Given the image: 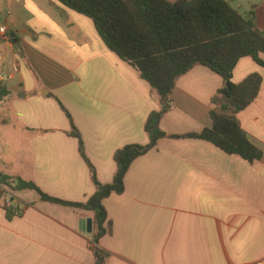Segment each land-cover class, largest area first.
<instances>
[{"label": "crops", "instance_id": "obj_1", "mask_svg": "<svg viewBox=\"0 0 264 264\" xmlns=\"http://www.w3.org/2000/svg\"><path fill=\"white\" fill-rule=\"evenodd\" d=\"M177 2L179 0H167ZM244 16L264 20V0H226ZM0 173L34 183L49 197L85 204L96 188L71 137V116L103 185L113 182L117 151L148 146L149 116L159 97L137 70L111 52L94 23L56 0H0ZM264 61V54L261 55ZM258 74L257 99L237 118L264 153V68L243 58L240 84ZM223 79L204 66L179 78L167 136L200 134L213 125V99ZM0 201V264H97L91 212L42 201L35 191ZM112 232L98 248L106 264H264V157L253 163L194 139H161L137 159L125 192L104 201Z\"/></svg>", "mask_w": 264, "mask_h": 264}, {"label": "trees", "instance_id": "obj_2", "mask_svg": "<svg viewBox=\"0 0 264 264\" xmlns=\"http://www.w3.org/2000/svg\"><path fill=\"white\" fill-rule=\"evenodd\" d=\"M71 11L89 18L107 46L122 61L138 71L151 86L161 110L152 113L146 123L148 146L130 145L116 152L117 171L109 185L101 184L95 168L86 156L81 135L72 125L71 137L79 141L80 154L89 166L96 188L85 204L58 200L44 194L34 183L0 173V187L12 192L35 191L42 201L94 214L92 249L97 264H106L109 253L98 248L100 240L112 232L104 201L125 192V178L132 164L157 147L161 139H194L208 142L228 155H237L249 163L264 153L251 143L241 127L238 114L258 97L263 79L250 75L240 84L233 73L243 58H252L264 68V30L258 29L253 15L244 16L226 0H56ZM196 66H204L219 75L223 88L213 99L216 109L213 125L200 134L167 136L161 120L173 103L171 96L177 81ZM10 92L0 87V101Z\"/></svg>", "mask_w": 264, "mask_h": 264}, {"label": "built area", "instance_id": "obj_3", "mask_svg": "<svg viewBox=\"0 0 264 264\" xmlns=\"http://www.w3.org/2000/svg\"><path fill=\"white\" fill-rule=\"evenodd\" d=\"M0 35L8 42L10 40L8 39V28L6 25H2L0 23ZM0 201L2 202V205L6 209H14L16 207V201L14 197L11 194H4L0 196Z\"/></svg>", "mask_w": 264, "mask_h": 264}, {"label": "water", "instance_id": "obj_4", "mask_svg": "<svg viewBox=\"0 0 264 264\" xmlns=\"http://www.w3.org/2000/svg\"><path fill=\"white\" fill-rule=\"evenodd\" d=\"M83 224H84V227H85L86 231L88 233H92V231H93V222H92V220H89V221H87V222H85Z\"/></svg>", "mask_w": 264, "mask_h": 264}, {"label": "rangeland", "instance_id": "obj_5", "mask_svg": "<svg viewBox=\"0 0 264 264\" xmlns=\"http://www.w3.org/2000/svg\"><path fill=\"white\" fill-rule=\"evenodd\" d=\"M258 23H259V25H261V24H263L264 25V20L263 19H261V18H258ZM260 30H264L263 28H259Z\"/></svg>", "mask_w": 264, "mask_h": 264}]
</instances>
